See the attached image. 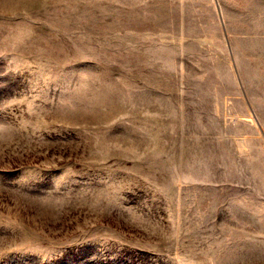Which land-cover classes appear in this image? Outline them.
<instances>
[{"label": "rangeland", "instance_id": "374dc122", "mask_svg": "<svg viewBox=\"0 0 264 264\" xmlns=\"http://www.w3.org/2000/svg\"><path fill=\"white\" fill-rule=\"evenodd\" d=\"M0 264H264V0H0Z\"/></svg>", "mask_w": 264, "mask_h": 264}]
</instances>
